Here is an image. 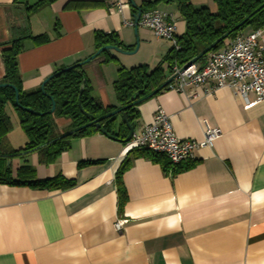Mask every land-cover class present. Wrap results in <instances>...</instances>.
<instances>
[{"label":"crops","instance_id":"1","mask_svg":"<svg viewBox=\"0 0 264 264\" xmlns=\"http://www.w3.org/2000/svg\"><path fill=\"white\" fill-rule=\"evenodd\" d=\"M75 1L93 3L71 7ZM133 1L142 9L145 1L156 0ZM15 2L0 0V46L25 29L49 39L24 43L18 62L26 92L95 54L96 33H116L129 51L139 43L138 51L151 49L160 61L170 51L151 30L139 27L136 35L135 27L125 25L137 13L128 0H58L30 15ZM192 3L217 12L213 0ZM153 7L172 17L177 37L185 34L175 3ZM115 53H109L115 61L106 63L105 54L83 66L92 96L104 108L120 107L114 83L120 68H134L132 58ZM171 77L169 71L167 80ZM173 85L137 107L135 131L151 124L161 106L181 140L202 141L207 124L219 129L214 146L197 151L195 161L173 175L164 156L134 151L101 132L73 139L52 164L38 153L20 158L11 166L15 177L20 167L30 166L36 180L61 175L74 185L0 184V264H264V102L246 109L255 94L245 100L228 88L206 94L202 87L180 93ZM7 114L12 144L14 121L23 130L12 107ZM54 122L63 134L69 132V119ZM126 164L121 207L117 177ZM118 221H126L121 230Z\"/></svg>","mask_w":264,"mask_h":264},{"label":"trees","instance_id":"2","mask_svg":"<svg viewBox=\"0 0 264 264\" xmlns=\"http://www.w3.org/2000/svg\"><path fill=\"white\" fill-rule=\"evenodd\" d=\"M58 0H16L15 3L23 6L25 12L31 13L50 6ZM161 2L175 3L179 13L186 22L185 34L177 37L178 47L172 46L164 60L153 70L148 65H141L132 69L120 68L118 79L114 83V90L120 107L104 108L92 96L91 84L84 72V67H78L64 73L46 85L44 91L40 89L26 92L23 89V80L19 69L18 58L28 39L49 41L47 36L34 37L25 29L18 38L2 44L1 55L3 59L5 75L1 84L14 86L19 92V105L16 102L15 90L11 87L0 88V184L26 185L32 184L41 188L67 189L74 185L73 182L65 180L61 175L51 180H36V170L30 166L20 167L17 176L13 174L11 166L7 161L13 157H23L39 152L45 163H54L59 156L70 148L71 141L76 138L91 136L100 133L101 129L107 132V136L123 141L129 135L126 124L119 115L126 113L130 124L138 119L137 107L150 95L157 94L169 88L164 86L167 73L163 64H168V72H172L174 66H186L197 59L195 64L204 65L208 56L222 50L229 43L246 31L264 29V0H213L217 6V12H212L208 7L195 8L192 0H156L145 1L142 9L144 11L155 9ZM81 3H93L88 1H75L71 7H78ZM134 13L136 9L133 8ZM95 40L97 50L104 46H114L129 51L121 42L116 33H96ZM106 63L115 61L116 58L108 52ZM142 94L137 97V94ZM154 95V96H155ZM53 97L56 102V110L53 114L40 116L38 113H48L52 107ZM80 104L83 110L80 108ZM12 107L17 113L21 129L28 139L23 148L5 151L8 147L7 136L12 130L11 119L7 109ZM22 108L34 111L29 113ZM122 110L118 115H108ZM67 118L71 121L69 132L55 136V118ZM100 120L98 123L97 121ZM97 124L100 125L97 128ZM136 151V150H134ZM148 152V151H147ZM154 156H159L155 155ZM128 164V163H127ZM119 171L117 184L121 196V207L124 204V190L122 174L126 166ZM167 171L176 174L181 171L180 166L168 165Z\"/></svg>","mask_w":264,"mask_h":264},{"label":"built area","instance_id":"3","mask_svg":"<svg viewBox=\"0 0 264 264\" xmlns=\"http://www.w3.org/2000/svg\"><path fill=\"white\" fill-rule=\"evenodd\" d=\"M125 25L135 27L133 21L125 22ZM138 26L151 30L158 40L169 41L173 47H178L175 23L166 12L156 8L144 11ZM263 33L264 29H259L238 36L222 50L211 53L204 65L193 64L187 69L174 66V85L171 88L185 93L189 88L202 87L206 94L228 88L245 100L249 94H255L256 100L247 104L246 109L264 102ZM220 137V130L207 124L202 141L181 140L169 115L159 106L153 122L139 132L135 131L128 145L136 151L164 156L173 166H180L195 161L197 151L212 148ZM124 223L126 221H118L115 225L117 230H121Z\"/></svg>","mask_w":264,"mask_h":264},{"label":"water","instance_id":"4","mask_svg":"<svg viewBox=\"0 0 264 264\" xmlns=\"http://www.w3.org/2000/svg\"><path fill=\"white\" fill-rule=\"evenodd\" d=\"M128 2H129V4H130L133 8H135V9L137 10V13L134 15L135 32H136V35H137V31H138V28H139L138 23H139V21H140V19H141V16H142V13H143L144 11H143V9L138 8L133 0H128ZM138 49H139V43L137 44V46H136V48H135L134 51H127V50H124V49H121V48H118V47H114V46H104V47L100 48L98 51H96L95 54H93L92 56H90L89 58H87L85 61L80 62V63H78V64H75V65H73V66H70V67L64 68V69L60 70L59 72L53 74V75L50 76L49 78H47V79L43 82V84H42V86H41V90L44 91V89H45V85H46L50 80H52V79H54V78H56V77H58V76H60V75H62V74H64V73H67V72H69V71H71V70H73V69H76V68H78V67L85 66L86 64H88V63L94 61L95 59H97L98 57H100V56H101L103 53H105V52L111 53V52L114 51V52L119 53V54H122V55L131 56V55L136 54L137 51H138ZM197 60H198V58L195 59V60H193L192 62H190L187 66H185L184 69H187V68L190 67L191 65L195 64V63L197 62ZM173 79H174V78L171 77V78H170V79L164 84V86H166V85L172 83V82H173ZM4 87H11V88H13V89L15 90V93H16V102H17V104L19 105V92H18V90H17L14 86H11V85H8V84H0V88H4ZM156 93H157V91L154 92V93H152L149 97L154 96ZM141 94H142V91H140V92L137 94V97H139ZM50 99H51V101H52V107H51V110H50L48 113H44V114H43V113H41V114L38 113V115H40V116H45L46 114H53V113L55 112V110H56V102H55V100H54L53 97H50ZM80 108L83 110L81 104H80ZM22 109L25 110V111H27V112H29V113H34V111L31 110V109H28V108H22ZM121 111H122V110L116 111V112H114V113L108 115L107 117H109V116H111V115H118L119 113H121ZM121 118H122L123 122L126 124L128 130H129V135H128V137H127L125 140H123L122 142H124V143H129L130 140H131V138H132V136H133V134L135 133V127H134L132 124L129 123V121H128V119H127V115H126V113H123L122 116H121ZM100 120H101V119H99L97 122L99 123ZM99 127H100V125L97 124V128H99ZM101 133H103V134H105V135L107 136V132H106L105 130L101 129ZM0 143H1V140H0Z\"/></svg>","mask_w":264,"mask_h":264},{"label":"rangeland","instance_id":"5","mask_svg":"<svg viewBox=\"0 0 264 264\" xmlns=\"http://www.w3.org/2000/svg\"><path fill=\"white\" fill-rule=\"evenodd\" d=\"M164 43L167 46V50L172 48L171 42L164 41ZM115 54L125 58V56L120 55L119 53H115ZM129 58H132V60H134V63L131 64V65H133V67H138L141 65H148L151 70L156 68L164 60V58H162L161 61L159 60L160 58L155 59L153 56V51H151V49H148L146 52L139 50L135 55L129 56ZM163 66H164L166 73L168 74V64L164 63ZM130 67H132V66H130ZM13 126H14V128H13V133H12V137H11L12 144H9L8 137H7L8 147L5 148V151H8V152H10L13 149L16 150L19 148H23L26 145V143H28L27 136L25 135V133H23L20 130L19 125H18V121H14ZM61 134H63V132L61 130H58L57 127L55 126L54 135L59 136ZM36 153L40 154L39 152H36ZM26 157H28V155L23 156V157L10 158L7 161V166H15L17 163V160H19L20 158L24 159Z\"/></svg>","mask_w":264,"mask_h":264}]
</instances>
